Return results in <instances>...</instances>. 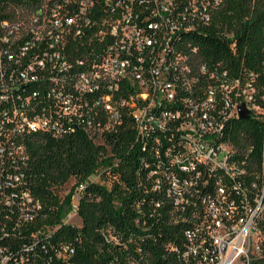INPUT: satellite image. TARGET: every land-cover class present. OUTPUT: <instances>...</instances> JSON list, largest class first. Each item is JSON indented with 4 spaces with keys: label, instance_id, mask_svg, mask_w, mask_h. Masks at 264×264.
<instances>
[{
    "label": "built area",
    "instance_id": "2783aa9c",
    "mask_svg": "<svg viewBox=\"0 0 264 264\" xmlns=\"http://www.w3.org/2000/svg\"><path fill=\"white\" fill-rule=\"evenodd\" d=\"M226 4L41 0L0 20V264H77L60 226L80 224L85 183H108L102 168L51 186L58 205L45 207L27 149L78 131L149 167V216L166 237L155 256L137 247L132 264H264V133L258 172L234 121L244 104L264 122V47L258 70L234 74L195 42Z\"/></svg>",
    "mask_w": 264,
    "mask_h": 264
},
{
    "label": "trees",
    "instance_id": "16d2710c",
    "mask_svg": "<svg viewBox=\"0 0 264 264\" xmlns=\"http://www.w3.org/2000/svg\"><path fill=\"white\" fill-rule=\"evenodd\" d=\"M41 0H0V20L16 18L39 4ZM214 21L204 27L196 43L206 61H222L237 73L241 66L258 70V60L264 47V0H226ZM226 29L232 33L225 38L217 33ZM235 127L245 130L253 149L245 148L256 171L261 172L259 150L262 145L264 122L253 117L235 119ZM122 139L126 135L120 136ZM28 170L36 175L30 184L45 207L57 199L50 187L70 176L90 177L100 167L108 183L88 180L79 197L78 226L61 225L65 237L76 245L77 264H132L137 247L155 256L165 239L163 222L150 217L154 207L145 192L149 169L137 161L132 149H114L110 155L81 132L61 139L41 136L28 144ZM105 155V156H104ZM117 158V164L112 159ZM180 223L176 224V228ZM115 237L118 243H109ZM162 237V238H161ZM152 251V252H151Z\"/></svg>",
    "mask_w": 264,
    "mask_h": 264
},
{
    "label": "water",
    "instance_id": "95a60500",
    "mask_svg": "<svg viewBox=\"0 0 264 264\" xmlns=\"http://www.w3.org/2000/svg\"><path fill=\"white\" fill-rule=\"evenodd\" d=\"M238 116L241 119H247L249 117L248 110L245 108L244 104L238 106Z\"/></svg>",
    "mask_w": 264,
    "mask_h": 264
}]
</instances>
